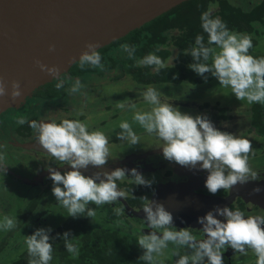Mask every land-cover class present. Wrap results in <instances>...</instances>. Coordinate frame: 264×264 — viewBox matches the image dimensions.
<instances>
[{"label": "clouds", "instance_id": "1", "mask_svg": "<svg viewBox=\"0 0 264 264\" xmlns=\"http://www.w3.org/2000/svg\"><path fill=\"white\" fill-rule=\"evenodd\" d=\"M200 27L203 33H207V41L203 33L195 35L194 44L188 50L192 60L187 66L205 80L208 78L206 73L215 76L238 99L264 103V56L250 53L249 49L253 47L251 36L229 29L227 23L220 16L212 15L210 10L200 13ZM49 47L51 49L54 45L50 44ZM120 47L129 56L135 53V45L125 42ZM98 48V41L85 42L84 49L75 58L81 68L86 65L103 67ZM36 63L42 71L57 78L56 87L63 86L64 81L59 78L60 69L57 65L40 60ZM137 64L154 66L156 71L165 66L155 51L145 54ZM81 87L82 82L77 77L70 91L76 92ZM21 94L18 80L13 79L10 88L0 82V96L8 95L16 99ZM142 96L149 108L135 111L132 119L146 132L155 134L165 159L188 168L207 170L204 184L209 192L232 189L237 183L244 184L261 178L249 165L248 154L252 143L247 136L239 131L233 133L222 130L207 113L182 111L180 107L162 99L154 86L148 85ZM117 106L125 107L124 104ZM25 122L35 131L36 141L45 152L59 164L70 166L63 171L48 166L51 191L66 210V215L91 217L94 209L89 206L90 201L102 205L124 197L126 193L118 187L117 181L126 176L135 184L151 186L153 183L152 178L146 177L135 166H117L111 170L103 167L109 159L108 137L99 129L89 130V126L81 119H27L21 116L18 120L20 124ZM119 128L121 131L117 136L127 140L130 146L139 142L128 120H121ZM89 166L95 170L86 174L84 169ZM5 171V163L0 158V172ZM261 190L260 185L252 189L254 192ZM141 209L149 231H142L143 234L136 237V242L143 249L138 258L147 264H157L154 254L167 248L169 242L176 246L174 264H224L222 253L228 246L241 254H246L250 248L257 258L256 264H264V215H246L240 208L216 205L197 217L203 233V238L197 239L189 226L178 228L174 225L172 211L163 202L149 199ZM15 225L16 220L12 216L0 218L2 230ZM51 231V225L38 226L25 235L27 264H51L52 241L55 239L50 236ZM56 235L64 240V246L70 254H79V245L73 241L70 229ZM181 248L184 249L183 253Z\"/></svg>", "mask_w": 264, "mask_h": 264}, {"label": "flooded vegetation", "instance_id": "2", "mask_svg": "<svg viewBox=\"0 0 264 264\" xmlns=\"http://www.w3.org/2000/svg\"><path fill=\"white\" fill-rule=\"evenodd\" d=\"M257 36L259 37V35ZM73 66L67 73L60 75L59 78L64 81L62 87H56V79L48 82L52 84V89H49L46 86L48 83H46L37 88L28 97L26 102L29 103L30 101L36 104V108L23 111L25 107L23 108L20 105L18 107H10L0 114V158L3 159L6 168L4 173L0 172V180L23 183L28 185L30 189L34 188L37 191L26 206L21 208V205H19L17 207L18 212L21 209V213H16L18 215L16 225L8 229L4 240L10 242L14 235L26 226L30 227L29 231L32 232L31 226L34 227L36 224H28L30 220L38 224L43 220H38L43 215L56 213L55 211H66L56 199H51L53 202H50L47 197L51 192L52 181L49 173L45 170L48 169L49 165L57 168L70 166L66 163L63 165L59 164V161H55L53 157L42 149L36 141L35 131L29 127L28 123H18L21 116L27 119L48 117L57 120L63 117L81 119L89 126V130L99 129L108 137L109 159L103 167L111 170L117 166H126L128 168L135 166L146 177L153 179L151 186L135 184L127 176L117 181L118 187L123 189L126 195L116 201L105 203L117 215L119 220L117 225L113 226L110 222L107 223L109 226L99 224L97 218L94 215L92 216L97 228L112 232L111 236L110 234L105 235V243L119 236L127 238L139 250H143L137 244L136 237L143 234L142 231H149L146 228L144 213L141 209L142 205L149 199L163 202L172 211L174 225L178 228L189 226L197 239L203 238V233L200 229L201 225L197 217L203 215L209 209H213L216 205L240 208L246 215H264V109L256 106L257 104L264 105V103L254 102L251 106L237 107L233 111L228 106H223L220 103H193V106H195L193 114L207 113L217 127L233 133L239 131L251 140L252 148L248 154V162L250 167L257 171L261 177L258 180H250L244 184L237 183L232 189H219L216 193H211L204 184L207 170L188 168L177 162L165 159L161 147L158 146L160 143L159 139L154 133L141 130V126L136 121L130 124L138 135L139 142L133 148H124V146H131L127 140L117 136V133L121 130L119 124L115 126L113 122L117 121L119 123L121 119L124 120V118H121L123 114L129 116L130 120L133 121L132 116L135 111L130 112L128 111L130 108L126 109L125 107L120 108L117 106L119 104L125 105L124 98H120L118 93L112 91V94H108L109 97H106L104 104L100 103L102 100L98 96L85 97L83 98V101H85L83 107L79 109L81 111L72 109L74 106L60 105L58 100L62 99L64 92L61 90L64 86L69 82H74L77 77L79 79L88 78L91 81L89 75L100 73L97 71H89L83 74L76 73ZM113 73L115 74L109 76V79H112L113 82H104L100 86L102 89L111 84L114 85V82L120 83L119 80L123 79L125 75L130 77L134 83L132 86L136 88L142 87L145 89L148 85L155 87V84H141L134 81L130 74H123V72L119 71ZM169 91L166 88V91L161 93V98L180 107L182 111H184L185 107L190 106V102L184 100V96H189L187 92L184 91L185 93L183 92L180 96L175 97L170 95ZM76 93L74 92V94ZM129 94H133L132 89ZM109 100L114 102H108ZM55 101L57 102L55 103ZM136 101L138 99L133 98V104ZM127 103L130 104V101H127ZM102 113L105 114L103 115ZM94 170L92 166L84 169L86 174H91ZM41 173H43L42 176ZM256 185H260L262 190L259 192L252 191ZM117 209L120 211L118 212ZM69 217L70 215L55 228L62 225ZM220 218L223 219V217ZM107 220L109 219L107 218ZM3 243L4 241L2 240L0 258L7 248ZM175 247L172 242H169L167 248L162 249L159 254H154L157 257V264H174L176 259L173 254ZM25 250L26 248L20 255ZM180 251L183 253L184 249L181 248ZM222 255L224 264H256L257 259L250 248L246 254H241L238 251L235 252L231 246H228ZM142 264H147V262H142Z\"/></svg>", "mask_w": 264, "mask_h": 264}, {"label": "trees", "instance_id": "3", "mask_svg": "<svg viewBox=\"0 0 264 264\" xmlns=\"http://www.w3.org/2000/svg\"><path fill=\"white\" fill-rule=\"evenodd\" d=\"M205 10H210L212 15L220 16L229 29L254 35L251 37L253 44L258 42L256 36L260 35L264 26V0L248 5L233 0H187L141 27L133 29L126 36L100 48L103 67L86 65L81 68L76 62L73 69L76 73L82 74L89 71L109 73L118 70L123 74H130L134 81L141 84H199L210 81L215 76L206 73L208 78L205 80L187 66L192 60L188 50L194 44L195 35L203 33L200 27V13ZM203 35L207 41V33ZM125 42L135 45L134 55L129 56L120 47ZM150 51H155L164 61L165 66L159 71L151 65L137 64V61ZM208 62L210 63L211 59ZM46 86L52 89V84L48 83ZM256 106L264 109V105ZM66 229L71 230L73 241L79 245L78 255L70 254L64 246V240L56 235ZM106 234L111 236L112 232L97 228L92 216H70L50 233V236L55 237L52 241L51 264H142L145 262L138 258L143 250H139L127 238L118 236L105 243ZM27 261L26 249L12 264H27Z\"/></svg>", "mask_w": 264, "mask_h": 264}, {"label": "water", "instance_id": "4", "mask_svg": "<svg viewBox=\"0 0 264 264\" xmlns=\"http://www.w3.org/2000/svg\"><path fill=\"white\" fill-rule=\"evenodd\" d=\"M184 1L0 0V82L10 88L15 79L22 89L16 99L0 96V114L55 79L37 60L57 65L60 77L86 41H98L99 50Z\"/></svg>", "mask_w": 264, "mask_h": 264}, {"label": "rangeland", "instance_id": "5", "mask_svg": "<svg viewBox=\"0 0 264 264\" xmlns=\"http://www.w3.org/2000/svg\"><path fill=\"white\" fill-rule=\"evenodd\" d=\"M237 3H246L248 4H254L258 0H233ZM256 36V35H255ZM251 37H254V35H251ZM257 39L259 42L257 44H253V47L249 49L250 53H252L255 56H264V27L262 28V33L257 36ZM71 69V68H70ZM115 72V71H113ZM113 72L109 73H98V74H92L89 75L91 78V81L88 80V78H83L81 80L82 82V87L76 91L77 93L74 94V92L70 91L71 85L74 82H69L66 86L63 87L61 90L64 92L62 95V99L58 100L60 105L66 104L70 106H74L72 109L75 111H81L83 107V104L85 101H83V98L85 97H90V96H98L100 100H102L100 103L104 104V100L106 97H109L108 94L118 93L120 98H124L125 101V108H130L128 111L133 112V111H142L144 109H148L149 105L148 102L144 100L142 93L144 91V88H136L135 86H132L134 84L130 77L128 75H125L123 79L119 80L120 83L114 82V85H109L104 87H100L104 82L110 81L111 83L113 82L112 79H109V76L112 74H115ZM118 72V70H117ZM64 74V73H63ZM55 78L54 80H56ZM53 80V81H54ZM52 82V81H51ZM117 83V84H116ZM138 84V83H137ZM155 87L159 90L160 95L162 92L166 91V88H168L170 91V95L173 96H180L184 91L188 93V97L184 96V100L190 102V106H187L184 108V111H188L193 113L194 112V107L193 103H202V102H209L210 104H216L220 103L223 106H228L232 111L235 110L237 107H246V106H251L252 103H249L247 99H238L235 94L231 92V89L229 87L223 86L219 83V81L214 77L212 80L204 82V83H199V84H192V83H181V84H164V83H159L155 84ZM133 90V94H129L130 90ZM184 92V93H185ZM81 98V99H80ZM133 98L138 99L133 104ZM28 99V98H27ZM127 101H130V104L127 103ZM26 102V101H25ZM23 102L21 105L24 110L31 109V108H36V104L32 103L29 101L28 102ZM57 101H55L56 103ZM108 102H114L112 100H109ZM25 104V105H24ZM87 108V107H86ZM103 115L105 113H102ZM121 118H124V120H128L130 123L134 122V120H130L129 116L126 114H123ZM122 120V119H121ZM113 124L116 126L119 123L117 121L113 122ZM141 130L143 127L140 128ZM134 145L131 147L124 146V148H133ZM57 168V167H55ZM65 168L68 167H58L60 170H64ZM46 172L49 173V169L45 170ZM43 173H41V176ZM34 188L30 189V187L26 184L23 183H17L13 181H8V180H0V218H2L4 215H9L14 216L15 220L17 219L18 215L16 213H21V209H19V212L17 210V207L19 205L26 206L30 200L32 199V196L34 193H36ZM32 194V195H31ZM53 195V196H50ZM47 195V197L50 199H56L52 191ZM89 206L94 209V216L97 218V221L99 224H106V226H109L107 223L110 222L111 225L116 226L117 222L119 221L117 219V215H115V212H112L110 207L107 204H102V205H95L94 202H89ZM42 211V210H41ZM56 213H48L46 216L43 215L41 216L38 220L43 219L41 222L37 224V222H32L31 220L28 222V224H36L34 227L31 226V228L34 230L38 226H48L51 225L52 229L58 226L68 215H66L65 212L61 211H55ZM132 213V212H131ZM41 215V214H40ZM116 217H115V216ZM107 218L109 220H107ZM121 224V222H119ZM25 229V230H24ZM30 227L26 226L25 228L21 229L19 232H17L14 235L13 239L4 240L6 237V233H8L7 230H2L0 229V244L2 240L4 241V245L6 250L2 253V256L0 258V264H12L14 260L18 258L20 253L26 248L25 244V235L30 234L31 232L29 231ZM32 230V231H33ZM4 237V238H3Z\"/></svg>", "mask_w": 264, "mask_h": 264}]
</instances>
